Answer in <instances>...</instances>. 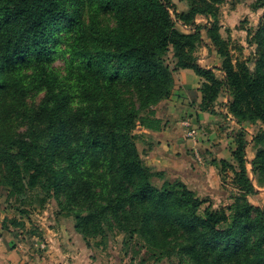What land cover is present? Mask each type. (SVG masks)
<instances>
[{"label":"trees","instance_id":"obj_1","mask_svg":"<svg viewBox=\"0 0 264 264\" xmlns=\"http://www.w3.org/2000/svg\"><path fill=\"white\" fill-rule=\"evenodd\" d=\"M182 1L183 11L174 0H0V193L55 199L87 245L119 234L155 262L264 264V208L250 202L264 192V129L242 127L264 128V0L251 5L262 11L247 31L254 51L236 60L223 0ZM214 51L222 62L208 66ZM187 69L202 79L199 110L240 126L231 160L205 155L228 205L144 158L165 127L156 107Z\"/></svg>","mask_w":264,"mask_h":264},{"label":"rangeland","instance_id":"obj_2","mask_svg":"<svg viewBox=\"0 0 264 264\" xmlns=\"http://www.w3.org/2000/svg\"><path fill=\"white\" fill-rule=\"evenodd\" d=\"M256 0H223L221 4V33L223 37L228 41L231 49L232 57L236 59L247 58L254 48L249 46L247 42L248 29H256L262 11H251V5ZM180 11L186 9V3L182 0H174ZM200 23H204L200 21ZM206 52L204 49L200 51L203 56ZM222 59L214 51L213 56L205 62L208 66L220 65ZM57 66H62L61 61L56 62ZM227 99L221 98L220 103H224ZM222 108H220L221 110ZM219 111V110H218ZM219 129H222L223 133L230 135L233 138L234 148L236 143L233 137V133L240 129L235 123H224V120L219 119ZM244 129L251 134L257 133L260 129H264L261 123H243ZM196 134L191 139L203 132L198 127ZM141 131V128L138 129ZM250 139V136H249ZM138 147L142 151L143 145L141 141H138ZM149 147L144 148L147 151ZM255 156V152L252 147L248 148V159L251 161ZM249 170L250 165H249ZM232 174H228L226 185L224 187H231ZM160 184V181H156ZM217 193L210 195V191L205 190L204 195H209L210 199L214 202V205H228L232 201L230 200V192L225 189H218ZM27 196V194H26ZM205 197V196H200ZM250 202L255 205L264 208V192L250 197ZM58 205L55 199L47 202L43 207L39 205V202L31 203L28 198L25 204L17 197L8 198L6 190H2L0 193V236H7L11 239L12 250H15V254L22 259V261L35 264L41 261L48 262V264H73V262H79V264H179V257H173L171 259H163L160 262H155V259L146 253L144 243L140 240V246L136 245L135 240L130 246L124 244V237L122 235H114L109 239L108 244L97 246L96 240H91V245H87L80 236L78 240L75 239V230L73 219H66L59 216ZM25 210V212H22ZM4 220L8 221L9 229L3 228ZM18 220L19 223H24L25 226L14 227L10 221ZM70 232L66 235L65 233ZM73 237H72V236ZM74 238L72 240V238ZM70 240V241H68ZM75 242L76 248L73 246L62 248L60 244H68L67 242ZM77 241V242H76ZM81 241V242H80ZM80 242V243H78ZM83 242V243H82ZM87 246L88 251H85ZM143 246V247H141ZM82 251L84 254H78L77 251ZM65 252V253H64ZM69 253V254H68ZM66 255V258H64ZM70 255V256H69ZM44 259V260H43ZM69 259V261H68ZM43 264V263H42Z\"/></svg>","mask_w":264,"mask_h":264},{"label":"crops","instance_id":"obj_3","mask_svg":"<svg viewBox=\"0 0 264 264\" xmlns=\"http://www.w3.org/2000/svg\"><path fill=\"white\" fill-rule=\"evenodd\" d=\"M201 83L202 79L192 70H180L175 74V88L171 97L156 107L157 116L163 119L165 127L160 132L152 133L151 139H147L149 143H153V146L144 158L148 165L183 177L201 192L208 190L210 195H214L213 193L219 191L220 178L216 169L207 164L205 158L212 153L220 159L231 160L234 143L232 137L219 129V117L199 110ZM187 123H190L192 127H198L203 134H198L195 139H191L188 136L190 129L186 126ZM142 145V151H144L148 145L144 143ZM65 234L68 235L70 232ZM71 236L70 238L74 235ZM74 237L76 240L79 238L78 235ZM11 242L7 236H0V264H30L22 261L15 254ZM71 242L60 245L65 248L64 251L69 244L76 248L75 242ZM84 249L88 251L87 246ZM77 253L84 254L80 250ZM42 263L48 264L45 261L35 264ZM73 264H79V262L75 261Z\"/></svg>","mask_w":264,"mask_h":264},{"label":"built area","instance_id":"obj_4","mask_svg":"<svg viewBox=\"0 0 264 264\" xmlns=\"http://www.w3.org/2000/svg\"><path fill=\"white\" fill-rule=\"evenodd\" d=\"M186 126L190 129L188 131V136L189 137H194L196 134V129L192 127V125L190 123H187Z\"/></svg>","mask_w":264,"mask_h":264}]
</instances>
